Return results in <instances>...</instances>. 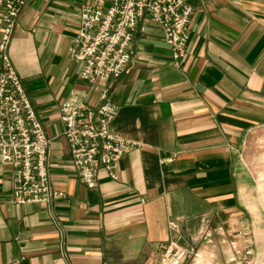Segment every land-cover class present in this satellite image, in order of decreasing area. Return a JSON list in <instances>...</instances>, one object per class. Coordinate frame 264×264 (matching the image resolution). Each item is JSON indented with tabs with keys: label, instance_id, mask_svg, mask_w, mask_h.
<instances>
[{
	"label": "crops",
	"instance_id": "obj_1",
	"mask_svg": "<svg viewBox=\"0 0 264 264\" xmlns=\"http://www.w3.org/2000/svg\"><path fill=\"white\" fill-rule=\"evenodd\" d=\"M95 1L27 0L13 25L7 53L49 137V184L64 195L11 202V165L0 161V264H151L169 237L195 247L218 223L246 225L263 249L264 212L242 155L264 124V0H190L177 63L160 27L138 21L108 97L109 129L140 144L118 156L116 178L100 170L89 187L58 108L71 87L97 102L103 83L81 79L68 56L78 6Z\"/></svg>",
	"mask_w": 264,
	"mask_h": 264
},
{
	"label": "built area",
	"instance_id": "obj_2",
	"mask_svg": "<svg viewBox=\"0 0 264 264\" xmlns=\"http://www.w3.org/2000/svg\"><path fill=\"white\" fill-rule=\"evenodd\" d=\"M27 0H0V161L11 165L9 200L47 205L63 191L48 180L47 145L40 119L31 105L20 77L7 53V44L20 7ZM190 0H96L81 2L78 23L68 56L78 63V75L90 84L102 82L95 104L87 103L86 91L69 88L59 104V118L70 155V163L85 185L96 183L98 171L116 178L119 155L140 144L114 133L109 121L116 103L108 97L110 80L126 67L131 56L133 31L147 16L161 29L162 41L177 63L185 53ZM172 155L162 157L170 160ZM174 227V221H168ZM217 245L223 258L217 257ZM264 248L255 246L246 225H216L198 246L190 247L169 237L151 264H261Z\"/></svg>",
	"mask_w": 264,
	"mask_h": 264
},
{
	"label": "rangeland",
	"instance_id": "obj_3",
	"mask_svg": "<svg viewBox=\"0 0 264 264\" xmlns=\"http://www.w3.org/2000/svg\"><path fill=\"white\" fill-rule=\"evenodd\" d=\"M242 156L255 178L254 190L258 194L257 198L264 212V124L257 126L249 133L245 153ZM219 224L224 225L223 223L217 225ZM221 249L222 246L217 245L216 254L220 259L223 258Z\"/></svg>",
	"mask_w": 264,
	"mask_h": 264
}]
</instances>
